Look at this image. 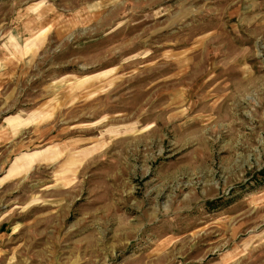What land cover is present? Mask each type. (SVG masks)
I'll list each match as a JSON object with an SVG mask.
<instances>
[{
    "label": "rangeland",
    "instance_id": "1",
    "mask_svg": "<svg viewBox=\"0 0 264 264\" xmlns=\"http://www.w3.org/2000/svg\"><path fill=\"white\" fill-rule=\"evenodd\" d=\"M0 264H264V0H0Z\"/></svg>",
    "mask_w": 264,
    "mask_h": 264
},
{
    "label": "bare ground",
    "instance_id": "2",
    "mask_svg": "<svg viewBox=\"0 0 264 264\" xmlns=\"http://www.w3.org/2000/svg\"><path fill=\"white\" fill-rule=\"evenodd\" d=\"M24 163H25V160H23V159H21V160L19 159L16 162L14 161V163L11 164V168L10 169L17 168V167H19L20 165H22Z\"/></svg>",
    "mask_w": 264,
    "mask_h": 264
}]
</instances>
